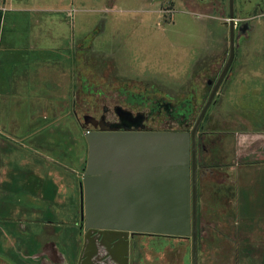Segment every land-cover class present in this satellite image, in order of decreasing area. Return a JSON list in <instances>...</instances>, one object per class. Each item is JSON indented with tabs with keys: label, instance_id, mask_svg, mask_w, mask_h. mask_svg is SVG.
Instances as JSON below:
<instances>
[{
	"label": "flooded vegetation",
	"instance_id": "obj_1",
	"mask_svg": "<svg viewBox=\"0 0 264 264\" xmlns=\"http://www.w3.org/2000/svg\"><path fill=\"white\" fill-rule=\"evenodd\" d=\"M110 1L114 4L111 8H107L108 10L102 11L104 14H108V11L124 0ZM129 1L132 3L130 8L122 9L120 12L129 19L123 20L121 26L115 21L113 28L108 27L109 17L102 16L90 33L84 39L78 40L76 44L79 48L75 50L76 44H74L71 50L81 67L103 69V73H108L107 76L102 75L105 83L116 84L111 95L105 91L101 92L100 95L103 97L100 103L84 115L83 121H76L78 128L81 132L88 127L91 128L85 131L84 136L88 131L101 130L192 133L212 92L221 81L216 96L196 131L198 264H201L202 254L208 258L204 264H264L263 237L254 235L253 237L258 240L251 241L252 244H249L237 235L236 237L230 233L222 235L221 230L227 227L223 221L218 217L207 219L201 211L203 191H213V186L221 185L230 188V191L236 190L237 170L247 166V162H243L241 166H238V163L233 164L229 168L228 176H216L219 170L223 171L230 163L227 165L217 163L218 143L205 140L206 137L201 131L223 85L237 63V53L245 48L244 43L253 33L256 21L258 19L264 21V0ZM182 14L202 19L208 22V28L210 25L211 27L203 41L194 43L193 49L189 50L193 51L192 59L189 61L191 74L183 81H178L176 95H173L171 91L166 92L165 85H152L150 81H132L116 75L115 71L107 70L117 68L118 64L114 55L120 52L111 48L113 43H116L121 52L133 51L132 49L136 48L141 37L140 26L143 22L147 23L143 20L144 17L146 20L162 18L159 23L167 34L169 29L173 30L177 26V19ZM145 28L148 29V27ZM97 42L100 43L96 47ZM168 42L173 44L171 40ZM232 51H234V57L228 67ZM82 78L83 88L87 92L88 79ZM72 115L77 118L78 111H72ZM192 115L193 121L190 120ZM52 147L51 171L55 175L53 177L52 174V186L56 184V187H52L54 190L52 191V212L49 214L44 212L41 217L40 215L36 217L28 211L25 212L24 209H17L14 203L13 206L6 201L7 206L1 207L0 212V264H166L168 249L177 245L183 249L185 247V253L186 246H190L193 263V237L89 232L83 219L84 191L82 187L87 167L88 144L85 159L72 156L68 164L63 161L67 156H61V158L56 156L58 146ZM73 161L76 163L75 167L72 166ZM80 172L83 173L82 179L78 176ZM56 175H59L63 181H67L69 186L65 188L64 185V190L60 188L55 179ZM208 176H215V185L211 184L212 188L205 187L204 180ZM76 181L80 185L79 193ZM57 191H65V193L67 191L66 194H68L65 198L58 196L62 202L60 205H55ZM231 197L230 201L234 208L235 199ZM58 207L62 212H59ZM230 217L234 219L233 216L230 215ZM42 223L48 227L40 230L39 226ZM24 224L26 227L22 229L21 226ZM228 228L232 231L235 229L229 224ZM8 232H12L15 243H7ZM161 239L165 243L156 242ZM204 242L209 243L208 248H212V251L203 248ZM223 242H228L230 248H224L225 250L220 252L216 246ZM147 251H150V254L146 255ZM217 254L221 255L220 258L216 256Z\"/></svg>",
	"mask_w": 264,
	"mask_h": 264
},
{
	"label": "rangeland",
	"instance_id": "obj_2",
	"mask_svg": "<svg viewBox=\"0 0 264 264\" xmlns=\"http://www.w3.org/2000/svg\"><path fill=\"white\" fill-rule=\"evenodd\" d=\"M15 3L29 8L37 7L51 11L52 22L46 21L43 29L52 30V36L42 37V43L43 45L52 44V48L57 46L65 48L63 50L65 56L63 61L56 63L57 68L52 67V115L47 116L48 120L52 119V132L45 139L49 143L46 142L44 147L42 146L41 154L42 156L49 155L52 158L50 150L52 151V146L57 145L55 140L58 139L56 133L59 130L61 133L68 134V142L71 145V149L70 147L68 149L69 156L63 159L68 164L75 150L77 148L79 150L80 147L77 145L79 143L78 138L69 131L75 130L74 123L77 120L83 121L84 115L87 112L89 113V110L95 107L97 103H100L103 97V95H100L102 91L111 95L116 87L115 83H105L102 79V75H108V73H103V69L81 67L71 50L78 40L84 39L90 33L102 16L109 17L108 27L113 28L115 21L121 26L123 24L121 22L129 18L121 15L120 12H122V9L130 8L132 3L129 0L119 2L114 9L108 11V14H104L102 11L108 10L107 8H111V5L114 4L110 0H15ZM6 5V8L11 7L9 2ZM143 20L147 23L143 22V25L140 26L141 37L136 48L132 49L133 51L121 52L122 50L117 48L116 43L112 44L111 48L120 52L114 55V59H117L118 64L117 68L107 70L115 71L116 75L132 81H150L152 85H165L164 90L166 92L171 91L173 95H176L178 81H183L191 74L189 61L192 59L193 51L190 52L189 50L193 49L194 43L198 44V42L203 41L211 25L208 28V22L194 16L182 14L177 19V28L169 29V32H167L169 34L168 40L173 43L169 44L166 39L167 34L159 23L162 18L157 17L146 20L144 17ZM145 27H148V29ZM99 43L95 44L96 47ZM244 44H246L245 48L237 53V63L233 67L227 82L223 85L201 132L206 137L205 140L218 143L217 159L220 162L217 161V163L221 165L230 163L223 171L219 170V173L217 171L216 176H228L229 168L233 164L238 163L237 165L241 166L243 162H247V166L243 167L245 169L242 172L239 169L237 170L236 190L230 191V188L221 185L213 186V191H203L201 211L207 219L218 217L223 221L227 227L221 230L222 235L226 233H230L234 237L237 235L243 241L252 244L251 241L258 240L253 236L255 234L262 236L261 232L259 229H255L256 226L254 227L257 222L252 224L254 218L250 214L242 215L238 212V209L239 205L243 203L250 208V204L255 203H250L249 197L260 196L261 192L264 191L263 20L258 19L256 21L253 33ZM78 48L79 45L76 44L75 50ZM82 77L88 79L89 88L87 92L83 88ZM74 110L78 111L77 118L72 115ZM192 118L193 115L190 120ZM54 125H56L55 128ZM87 130H91V128L84 129L82 133L84 134ZM78 150L76 154L79 153ZM57 153L63 154L62 150H58V148ZM83 153L85 154V150H83ZM75 158H77L76 155ZM260 171L262 173L259 175L258 172ZM52 174L54 177V172ZM241 175L243 176V182ZM78 176L82 179L83 173L80 172ZM205 178V187L212 188L211 184L215 185V176ZM55 179L60 188L63 189L64 185L65 188L69 186L67 181H63L59 175H56ZM76 182L79 193L80 185H78V181ZM66 193L65 191H57L55 205L62 203L60 199L65 198L68 195ZM58 196L61 198L58 199ZM231 196L235 199L236 206L234 208H232V202L230 201ZM58 210L62 212L59 207ZM254 210L256 211V208ZM230 215L234 217L233 220ZM228 224L235 227V229L230 230ZM156 242L165 243L162 239ZM208 246L209 243L204 242L203 248L212 251V248H208ZM216 247L220 252L224 251V248H230L228 242H223ZM184 249L178 245L169 248L166 264H192L190 246H186V253ZM147 254H150V251H147ZM216 256L220 258L221 255L217 254ZM207 260V256L202 254L200 263L204 264Z\"/></svg>",
	"mask_w": 264,
	"mask_h": 264
},
{
	"label": "water",
	"instance_id": "obj_3",
	"mask_svg": "<svg viewBox=\"0 0 264 264\" xmlns=\"http://www.w3.org/2000/svg\"><path fill=\"white\" fill-rule=\"evenodd\" d=\"M233 57L234 51L228 67ZM220 84L192 133L86 132L82 187L89 232L193 237L192 264H198L196 131Z\"/></svg>",
	"mask_w": 264,
	"mask_h": 264
},
{
	"label": "crops",
	"instance_id": "obj_4",
	"mask_svg": "<svg viewBox=\"0 0 264 264\" xmlns=\"http://www.w3.org/2000/svg\"><path fill=\"white\" fill-rule=\"evenodd\" d=\"M0 12V212L7 201L41 217L52 212L56 187L50 174L52 158L42 156L41 148L52 132L47 117L52 115V67L63 61L65 48L42 43V37L52 36V30L43 29L46 21L52 22L51 11L0 0ZM249 198L255 204L249 208L243 203L238 212L254 218L252 224L257 222L254 227L264 240V191ZM44 227L42 223L39 229ZM7 235V243L16 242L12 232Z\"/></svg>",
	"mask_w": 264,
	"mask_h": 264
},
{
	"label": "trees",
	"instance_id": "obj_5",
	"mask_svg": "<svg viewBox=\"0 0 264 264\" xmlns=\"http://www.w3.org/2000/svg\"><path fill=\"white\" fill-rule=\"evenodd\" d=\"M1 22H2V12H0V25H1ZM74 124H75V130H70L69 132H71L73 136L75 135L78 138L79 143L77 145H78V147L79 146L80 147H79V150L77 148V150H78L79 153L76 154L77 153V150H75V152L73 153L72 156L75 157V155H76V157L78 159H81V158H84L85 159L86 155L83 153V150H85V152H86L87 141H86V138H85L84 134L78 128V125L76 124V122ZM54 127H56V126H54ZM67 135L68 134L61 133L59 130L56 133V136L58 137V139H56L57 141L55 140V142H56V144L58 146V150L59 149L62 150V153H63L61 155L57 153L58 154V155H56L57 157L60 156V158H61V156L62 157L63 156H69L68 155L69 154L68 149H69V147H71V145L68 142ZM72 166L73 167L76 166L75 161L72 162Z\"/></svg>",
	"mask_w": 264,
	"mask_h": 264
}]
</instances>
